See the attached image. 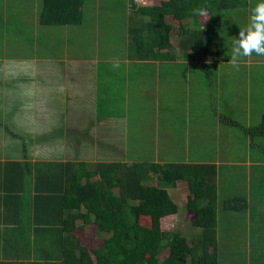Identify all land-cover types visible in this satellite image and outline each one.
I'll list each match as a JSON object with an SVG mask.
<instances>
[{
    "label": "crops",
    "instance_id": "crops-1",
    "mask_svg": "<svg viewBox=\"0 0 264 264\" xmlns=\"http://www.w3.org/2000/svg\"><path fill=\"white\" fill-rule=\"evenodd\" d=\"M102 1L91 4L90 38L83 32L88 27L82 19V0L81 20L64 24L61 30L69 34L59 44L53 36L55 26L38 22L35 2L26 24L30 38L27 55L23 41H13L14 33L24 26V6L0 0V32L11 36L9 41L0 37V145L17 136L12 129L27 130L20 116L29 115L30 123L46 121L47 128H58L57 134L62 127L69 128L58 139H72L88 151L73 154L76 158L68 160L63 154L40 157L35 143L30 142V150H21L16 158L5 159V152H0V160H4L0 169V262L54 257L44 253L57 240L60 222L53 212H46L48 206L34 199L64 183L60 178L66 174L55 168L56 163L130 164L140 160L128 158L127 147L140 145L146 147L148 163L213 166L215 241L224 243L221 248L216 244L217 258L224 256L227 242L240 243L229 247V263L223 257L217 259L218 264H264V135L254 140L244 131L258 125L264 115V76L251 77L248 71L257 62L264 68V59L240 58L237 70L229 63L231 58L220 56L219 44L217 55L210 47L205 53L204 47L197 50L194 44L185 43L182 49L188 35L178 29L173 42V26L168 50H159L156 59L146 60V54L137 58L130 29L145 22L146 17L137 14V6H130V0H114V14L101 9L105 6ZM110 16L120 18L119 28L112 32L107 20L100 21ZM165 20L172 19L166 16ZM181 24L186 26L184 20ZM199 72L205 77H199ZM24 84H29L28 88ZM136 125L144 126L129 142L128 128ZM48 135L52 139L46 142L51 148L58 139L53 131ZM24 162L28 169L17 167ZM166 191L177 206L172 219L180 217L186 223L185 183L177 182ZM238 196L245 200L244 208L222 212L220 203ZM218 217H223V224ZM220 226L224 230L219 231ZM190 229L192 235L199 232ZM236 257L238 262H232Z\"/></svg>",
    "mask_w": 264,
    "mask_h": 264
},
{
    "label": "trees",
    "instance_id": "trees-1",
    "mask_svg": "<svg viewBox=\"0 0 264 264\" xmlns=\"http://www.w3.org/2000/svg\"><path fill=\"white\" fill-rule=\"evenodd\" d=\"M236 2L161 0L156 5L137 6V14L146 20L130 29L136 57L142 59L146 54V60L156 59L159 50L169 49L172 23L166 22V16L188 35L182 41V49L185 50V43L194 44L197 50L204 47V52L210 47L217 55L220 14L225 10L237 11ZM81 3L82 0H41L37 20L43 25L76 24L81 20ZM131 6L136 7L133 3ZM201 6H207L211 16L200 31V19L193 9ZM183 20L186 26L181 24ZM244 131L252 137L264 135V115L258 125ZM28 166L26 162L17 165L24 170ZM55 168L65 172L66 176L60 178L64 183L34 199L50 206L46 212H53L60 222L55 233L57 240L44 253L54 257L0 264H218L213 166L138 161L100 162L87 167L84 163H61ZM177 182H184L187 189L183 220L199 230L188 235L189 240L161 226V222L169 221L177 213V206L166 191ZM221 205L224 212H239L245 200L228 199ZM86 226H92L101 237V245L90 251L76 235Z\"/></svg>",
    "mask_w": 264,
    "mask_h": 264
},
{
    "label": "rangeland",
    "instance_id": "rangeland-1",
    "mask_svg": "<svg viewBox=\"0 0 264 264\" xmlns=\"http://www.w3.org/2000/svg\"><path fill=\"white\" fill-rule=\"evenodd\" d=\"M15 2L18 3V5L20 6V4L22 3L24 6V15L22 17V20H24V26H20L17 30L18 32L14 33L17 34L16 38H14L13 41H17L18 43L20 41H23V52L24 54H29L30 50L28 49L29 46V29L27 28L29 23V16L30 11L33 9V4H35V2H37V9H40V0H13ZM120 1V0H117ZM160 0H147V4H157ZM93 0H85V7L84 10L82 12V19L84 20V26H87V28H85V30L83 31L89 38L92 35L91 30L89 29V25L92 22V13H93V9L91 7ZM98 2V1H97ZM114 2V0H104L102 1L103 4H105V6L101 7V9L103 10H109L110 12H113V14L115 13L114 11H116V8L112 5V3ZM258 2V0H237L236 4L237 7L234 9H237V11H232V10H225L220 14L219 17V26H220V31H219V37L216 40L215 44H219V54L222 58H231L230 53H231V48H232V41L235 39V37L238 38L239 35V30L240 28L244 27L247 22H248V17L250 15V10L251 8ZM101 3V2H98ZM39 12V11H38ZM249 14V15H248ZM38 16V15H37ZM101 20H107V25H109L108 31H113L116 30V28H119L120 25V18L119 16H110L107 18H103L100 19ZM169 20V19H168ZM172 23L173 26V32L171 33V39L174 42V36L177 33V30L180 29L178 28V23H176L175 21H170ZM27 24V26H26ZM113 25H117V26H113ZM36 26H37V22H36ZM49 26H55L54 29V39L55 41L58 42H62L63 39H65V37L69 34V31L65 32L63 30H61L63 28V26L66 27V25H49ZM72 28V27H70ZM28 29V32H27ZM0 37H3V40H5L6 38L8 39V41L10 40L11 36L8 34L7 37L4 34V30L0 32ZM22 37V39H21ZM59 44V43H58ZM242 58H246V57H241ZM252 58H263L264 56H257L255 53H253ZM261 60V59H260ZM223 70V67H221ZM249 73L251 77H255V74H259L260 76H264V68L258 64L255 65H250L249 68ZM224 71V70H223ZM225 72V71H224ZM249 73L247 74V77L249 76ZM194 76V75H193ZM192 76V77H193ZM199 77H205L204 72H199ZM240 77H242V75H240ZM26 80V79H25ZM27 88L29 86V84H24ZM26 93L24 92V95ZM26 100V99H24ZM25 108V107H24ZM16 109H19L18 107H16ZM12 116V115H10ZM29 115H21L20 118L23 119V127L25 128L26 126H28L27 130H24L20 132V130H16V129H12L11 131H15V133L17 134L16 137H8L7 140L5 141L4 145L1 146L0 145V152H5L4 153V157L5 159H8L9 157L12 158H16L17 156H20L19 152H21V150L24 149L25 152L30 150V142L31 143H35V147L37 148V150L40 152V157H50V158H54L56 156H61L65 157L66 160H68L70 157L71 158H76L73 156V154H85V152H88L87 149L85 147H81L78 146V142L77 141H73L72 139H64L62 137L63 140L58 139L61 135H66V132L69 131V128H64L62 127L59 131V133L57 134L56 132L58 131L57 127L51 128V127H46L45 126V122L46 121H41L40 123H30L29 119H28ZM52 122H54V120H52ZM28 123V125H27ZM42 123L44 124V126H42ZM17 125V124H16ZM144 125H136L132 128H128V136H129V142H132V139L136 138V137H132V134H136L138 135L140 129L143 127ZM12 127V125H11ZM31 128H33L34 131H32L33 134H35V138H33L32 134H31ZM52 131L54 132V134L57 135L58 140H56L57 142H55L53 145V148L51 151L48 146H47V142L48 140H51V136L48 135V133L52 134ZM56 131V132H55ZM145 133V129L143 131V135ZM61 134V135H59ZM48 135V136H47ZM29 136H32V141H30L31 139L29 138ZM247 137L249 136V133H247L246 135ZM254 140H256L255 137H253ZM142 139V138H141ZM47 141V142H46ZM77 144V145H76ZM264 148V146H262ZM121 150H122V146H121ZM127 153H128V158H132L134 160H140V161H146V147H141L136 146V145H132L127 147ZM38 155V156H39ZM1 156V153H0ZM4 161V160H0ZM57 164V163H56ZM87 166H90L89 163H84ZM52 165V164H51ZM58 165V164H57ZM2 166V162L0 163V169ZM233 194V193H231ZM238 198V200H242V197H235ZM240 204V203H239ZM221 206V203L220 205ZM221 209V208H220ZM182 211V208H180V212ZM223 212V211H222ZM225 212H231V211H226ZM235 212V211H232ZM181 214V213H179ZM223 218V217H222ZM221 217H218L219 221L222 223ZM174 220V219H172ZM180 217L178 218V220H174V221H167L165 222L164 228L166 230L168 229H173L174 231H177L178 233L182 234L185 236V238L187 240H189L188 235H190L191 233V229L190 227L180 221ZM238 227V226H237ZM239 228V227H238ZM224 230V227H219V231ZM78 235L81 237V244L85 245L88 249V251H90L91 249H94L98 246L101 245V237H99L98 235H96L94 233V229L92 228V226H86L84 227L82 232L78 231ZM224 243H221V240H218L217 245L221 248V246ZM227 247L226 249L223 251L224 256H218L219 259H222L223 257L226 259L228 258L227 254L228 253V249L231 245L233 244H238L240 245V243H232V242H227ZM223 253H220L219 255H222ZM165 256V253H163L162 257ZM232 262L233 261H237L238 262V257L235 258H231ZM240 261H243L242 258L239 259ZM226 261L229 263L228 259H226Z\"/></svg>",
    "mask_w": 264,
    "mask_h": 264
},
{
    "label": "clouds",
    "instance_id": "clouds-1",
    "mask_svg": "<svg viewBox=\"0 0 264 264\" xmlns=\"http://www.w3.org/2000/svg\"><path fill=\"white\" fill-rule=\"evenodd\" d=\"M130 3V2H129ZM193 14L200 19V31L205 27L209 15L207 6L193 9ZM264 56V0L258 2L251 8L247 24L240 28L238 38L232 41L231 59L229 63L233 68L239 70V59L241 57ZM118 67V64L115 65Z\"/></svg>",
    "mask_w": 264,
    "mask_h": 264
},
{
    "label": "built area",
    "instance_id": "built-area-1",
    "mask_svg": "<svg viewBox=\"0 0 264 264\" xmlns=\"http://www.w3.org/2000/svg\"><path fill=\"white\" fill-rule=\"evenodd\" d=\"M132 3L135 6H144V5L147 4V0H131V2L129 3V5L131 6Z\"/></svg>",
    "mask_w": 264,
    "mask_h": 264
}]
</instances>
